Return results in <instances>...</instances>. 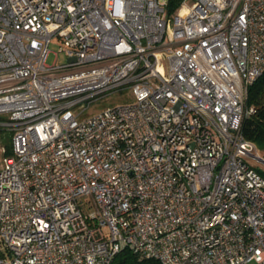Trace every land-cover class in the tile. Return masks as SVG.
<instances>
[{
	"label": "built area",
	"instance_id": "built-area-1",
	"mask_svg": "<svg viewBox=\"0 0 264 264\" xmlns=\"http://www.w3.org/2000/svg\"><path fill=\"white\" fill-rule=\"evenodd\" d=\"M167 1L0 0V264H264V0Z\"/></svg>",
	"mask_w": 264,
	"mask_h": 264
},
{
	"label": "trees",
	"instance_id": "trees-1",
	"mask_svg": "<svg viewBox=\"0 0 264 264\" xmlns=\"http://www.w3.org/2000/svg\"><path fill=\"white\" fill-rule=\"evenodd\" d=\"M181 0H168L166 10L173 13ZM246 106H252L254 112L245 117L241 123V131L244 136L256 143L259 149L264 150V73L257 77L248 86ZM113 264H161L154 258H139L129 249L118 252Z\"/></svg>",
	"mask_w": 264,
	"mask_h": 264
},
{
	"label": "rangeland",
	"instance_id": "rangeland-1",
	"mask_svg": "<svg viewBox=\"0 0 264 264\" xmlns=\"http://www.w3.org/2000/svg\"><path fill=\"white\" fill-rule=\"evenodd\" d=\"M62 43L57 39H53L49 44V53L46 59L47 64H59L65 63L67 57L64 51L60 50V45ZM131 100L130 93L126 89L117 90L111 92L110 94L101 96L93 101L90 108L87 110L86 115H89L95 111H98L104 107L110 106L112 104L125 102ZM260 150V153L264 155V150ZM264 166V165H262Z\"/></svg>",
	"mask_w": 264,
	"mask_h": 264
}]
</instances>
